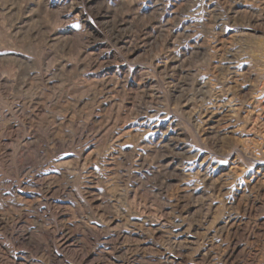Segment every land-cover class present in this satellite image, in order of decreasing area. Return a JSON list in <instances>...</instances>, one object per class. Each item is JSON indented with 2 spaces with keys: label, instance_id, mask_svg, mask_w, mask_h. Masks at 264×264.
I'll return each instance as SVG.
<instances>
[{
  "label": "rangeland",
  "instance_id": "1",
  "mask_svg": "<svg viewBox=\"0 0 264 264\" xmlns=\"http://www.w3.org/2000/svg\"><path fill=\"white\" fill-rule=\"evenodd\" d=\"M0 264H264V0H0Z\"/></svg>",
  "mask_w": 264,
  "mask_h": 264
}]
</instances>
